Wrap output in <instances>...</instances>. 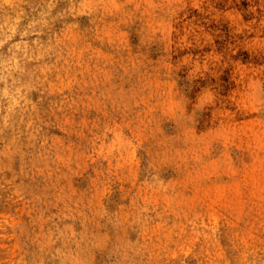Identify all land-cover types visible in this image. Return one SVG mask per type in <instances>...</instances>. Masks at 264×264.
I'll use <instances>...</instances> for the list:
<instances>
[{
    "label": "clouds",
    "instance_id": "clouds-1",
    "mask_svg": "<svg viewBox=\"0 0 264 264\" xmlns=\"http://www.w3.org/2000/svg\"><path fill=\"white\" fill-rule=\"evenodd\" d=\"M210 165L255 185L188 264H264V0H0V264H182Z\"/></svg>",
    "mask_w": 264,
    "mask_h": 264
},
{
    "label": "rangeland",
    "instance_id": "rangeland-1",
    "mask_svg": "<svg viewBox=\"0 0 264 264\" xmlns=\"http://www.w3.org/2000/svg\"><path fill=\"white\" fill-rule=\"evenodd\" d=\"M255 117L248 119H238L235 124L244 128L250 125ZM259 159L256 155L253 158ZM249 179L253 180V185L249 186ZM255 178H250L246 172L237 173L235 170H225L223 172L210 165L207 174L200 177L198 184L185 188L181 196L186 201L178 209L168 213L165 224L168 236L174 240L186 244L183 253L173 251V256L184 255L182 264H188L187 257L192 255V250L200 248L205 244L207 233L212 224H219L221 220L220 213L230 208L234 198L241 200L247 194L249 187H254ZM161 225H157V228ZM203 230V231H202ZM252 234V233H250ZM257 239L264 240V235L258 232L254 234ZM11 233L0 235V246L14 247V238L9 239Z\"/></svg>",
    "mask_w": 264,
    "mask_h": 264
}]
</instances>
